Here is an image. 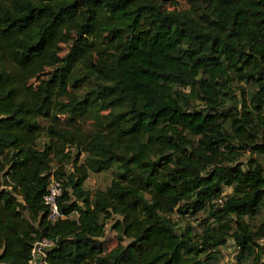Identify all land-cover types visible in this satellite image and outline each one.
<instances>
[{"label": "trees", "instance_id": "1", "mask_svg": "<svg viewBox=\"0 0 264 264\" xmlns=\"http://www.w3.org/2000/svg\"><path fill=\"white\" fill-rule=\"evenodd\" d=\"M186 1L0 0V264H264V0Z\"/></svg>", "mask_w": 264, "mask_h": 264}, {"label": "rangeland", "instance_id": "2", "mask_svg": "<svg viewBox=\"0 0 264 264\" xmlns=\"http://www.w3.org/2000/svg\"><path fill=\"white\" fill-rule=\"evenodd\" d=\"M167 4L175 6L177 8H184L188 6V2L186 0H168ZM68 49H69V46L66 45L64 52H66ZM44 76H47V74H45ZM115 171H116V168L112 167L101 173H91L90 177L85 183V187L91 190L105 189L111 183V180L114 176ZM104 241H105V244L108 250H111L118 244V238H117L116 232L111 229L110 225L107 227ZM261 243L264 244V240H262ZM236 253H237V250L235 247L231 245H229L228 247H225L222 250V254L220 256V264H225V263L234 261ZM30 264H45V263L41 262L40 259L38 258L37 260H34Z\"/></svg>", "mask_w": 264, "mask_h": 264}, {"label": "built area", "instance_id": "3", "mask_svg": "<svg viewBox=\"0 0 264 264\" xmlns=\"http://www.w3.org/2000/svg\"><path fill=\"white\" fill-rule=\"evenodd\" d=\"M63 192V183L61 180L52 177L49 183L48 192L45 195V204L48 207V219L52 222H55L61 218H64L60 210V206L58 203L59 198L61 197ZM52 245V241L44 239L40 242H37L33 254L35 259L38 256L46 255L45 249Z\"/></svg>", "mask_w": 264, "mask_h": 264}]
</instances>
